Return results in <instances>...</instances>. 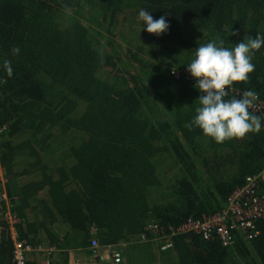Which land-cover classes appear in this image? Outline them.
<instances>
[{
    "label": "trees",
    "instance_id": "trees-1",
    "mask_svg": "<svg viewBox=\"0 0 264 264\" xmlns=\"http://www.w3.org/2000/svg\"><path fill=\"white\" fill-rule=\"evenodd\" d=\"M206 62L230 95L170 75ZM253 95L264 106V0H0V264L6 207L19 239L58 249L51 264L93 239L150 264L156 247L136 243L150 223L221 213L261 171ZM255 230L230 247L179 235L163 255L264 264V218Z\"/></svg>",
    "mask_w": 264,
    "mask_h": 264
},
{
    "label": "built area",
    "instance_id": "built-area-1",
    "mask_svg": "<svg viewBox=\"0 0 264 264\" xmlns=\"http://www.w3.org/2000/svg\"><path fill=\"white\" fill-rule=\"evenodd\" d=\"M170 75L175 79L183 78L205 89L207 96L217 93L221 97L230 95L233 90L215 74L213 63L206 62L203 70L193 73L186 68H172ZM263 102L256 96L250 97L249 109L255 113L263 111ZM6 126L0 127V136L5 132ZM0 182L4 183L3 170L0 166ZM0 199L8 202L5 193ZM264 218V162L261 171L253 176L246 177L243 186L236 188L228 197L225 208L221 213L213 214L202 220L188 219L177 228L163 229L155 223L147 226V232L140 235L136 243L154 245L158 252L167 253L173 249L174 238L184 234H194L203 240L216 239L223 247H230L235 243L236 237H250L256 234L255 223ZM12 241V264H26L27 254L39 253L45 256V264H51L52 256L58 249L53 245L31 244L18 237L17 225L19 219L6 207L4 214ZM128 244L101 247L97 240L90 242L89 250L92 257L99 259L101 253L106 255L108 264H124V251ZM168 264H177L171 262Z\"/></svg>",
    "mask_w": 264,
    "mask_h": 264
},
{
    "label": "crops",
    "instance_id": "crops-1",
    "mask_svg": "<svg viewBox=\"0 0 264 264\" xmlns=\"http://www.w3.org/2000/svg\"><path fill=\"white\" fill-rule=\"evenodd\" d=\"M44 245H47V243L44 242ZM125 251H124V264H129L128 258L126 259L125 257ZM152 251L154 255V260L151 262V264H168L174 262L171 256L163 255V253L158 252L156 248L155 250L153 249ZM64 253H68L67 264H108V259L106 255L101 253L102 256L100 255L99 259L93 258L90 255L89 248L82 250H66L64 251ZM57 254L58 252L52 256V260L58 258ZM45 262L46 259L43 254H39L35 252L27 254L26 264H45Z\"/></svg>",
    "mask_w": 264,
    "mask_h": 264
},
{
    "label": "rangeland",
    "instance_id": "rangeland-1",
    "mask_svg": "<svg viewBox=\"0 0 264 264\" xmlns=\"http://www.w3.org/2000/svg\"><path fill=\"white\" fill-rule=\"evenodd\" d=\"M149 247L151 248V247H153V246H152V245H150ZM153 249L155 250V248H153ZM149 251H152V248H151V250H149ZM152 253H153V251H152ZM150 264H151V263H150Z\"/></svg>",
    "mask_w": 264,
    "mask_h": 264
}]
</instances>
